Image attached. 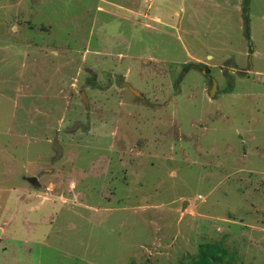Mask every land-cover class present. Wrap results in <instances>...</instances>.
I'll list each match as a JSON object with an SVG mask.
<instances>
[{
  "label": "rangeland",
  "instance_id": "rangeland-1",
  "mask_svg": "<svg viewBox=\"0 0 264 264\" xmlns=\"http://www.w3.org/2000/svg\"><path fill=\"white\" fill-rule=\"evenodd\" d=\"M203 246L264 264V0H0V264Z\"/></svg>",
  "mask_w": 264,
  "mask_h": 264
},
{
  "label": "water",
  "instance_id": "water-1",
  "mask_svg": "<svg viewBox=\"0 0 264 264\" xmlns=\"http://www.w3.org/2000/svg\"><path fill=\"white\" fill-rule=\"evenodd\" d=\"M121 86H123V87H129L132 91H134L135 93H138V91L135 90L134 88H132L129 83H126L125 82V83L121 84ZM212 94H213V92H212ZM53 148L56 151L57 158L63 154V148H62V146L60 145V142H59L58 132L56 133V135L53 138ZM28 179L32 183H38V179L36 177H30Z\"/></svg>",
  "mask_w": 264,
  "mask_h": 264
},
{
  "label": "trees",
  "instance_id": "trees-1",
  "mask_svg": "<svg viewBox=\"0 0 264 264\" xmlns=\"http://www.w3.org/2000/svg\"><path fill=\"white\" fill-rule=\"evenodd\" d=\"M202 253L200 254V259L198 260V261H196V262H194V263H192V264H210V259H209V255L210 254H208V251L205 249V247L203 246L202 247ZM215 258L217 259V260H221L223 257H221V256H215Z\"/></svg>",
  "mask_w": 264,
  "mask_h": 264
}]
</instances>
